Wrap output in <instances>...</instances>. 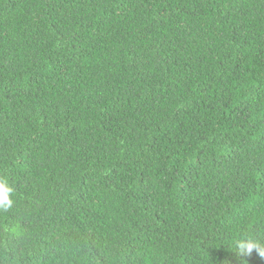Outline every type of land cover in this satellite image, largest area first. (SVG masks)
Listing matches in <instances>:
<instances>
[{"label": "trees", "instance_id": "obj_1", "mask_svg": "<svg viewBox=\"0 0 264 264\" xmlns=\"http://www.w3.org/2000/svg\"><path fill=\"white\" fill-rule=\"evenodd\" d=\"M0 264H264V0H0Z\"/></svg>", "mask_w": 264, "mask_h": 264}, {"label": "clouds", "instance_id": "obj_2", "mask_svg": "<svg viewBox=\"0 0 264 264\" xmlns=\"http://www.w3.org/2000/svg\"><path fill=\"white\" fill-rule=\"evenodd\" d=\"M16 189L10 180L3 175H0V214L7 213L16 205ZM253 249L258 255L264 258V238L255 234H245L236 241L237 257L251 256Z\"/></svg>", "mask_w": 264, "mask_h": 264}]
</instances>
